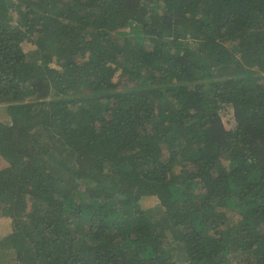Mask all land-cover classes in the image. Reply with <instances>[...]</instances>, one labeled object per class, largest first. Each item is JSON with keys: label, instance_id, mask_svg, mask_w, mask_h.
<instances>
[{"label": "trees", "instance_id": "trees-1", "mask_svg": "<svg viewBox=\"0 0 264 264\" xmlns=\"http://www.w3.org/2000/svg\"><path fill=\"white\" fill-rule=\"evenodd\" d=\"M0 165V264H264V0H0Z\"/></svg>", "mask_w": 264, "mask_h": 264}, {"label": "rangeland", "instance_id": "rangeland-1", "mask_svg": "<svg viewBox=\"0 0 264 264\" xmlns=\"http://www.w3.org/2000/svg\"><path fill=\"white\" fill-rule=\"evenodd\" d=\"M148 1H149V2H153V1H155V0H148ZM22 46H23V49H24V50H29V49L32 48L30 42H29V43H28V42H24V43L22 44ZM195 85H196V87H197L200 91H205V90L208 89L209 82H208L207 80H200V81H197ZM223 113H224V114H223V116H222V120H223L225 126H226L227 128H232V127H233V126H232L233 123H232V119H231V113H230V112H223ZM1 166H2V165H0V168H1ZM112 179H113V177H110V178L108 179V176H107L106 178L104 177V179L102 180L103 183L107 186L108 189L110 188V186H111V184H112V182H111ZM155 205H156V200H155L153 197H149V198L145 199V200L142 202V206H143V207H146V208H148V207H154Z\"/></svg>", "mask_w": 264, "mask_h": 264}]
</instances>
